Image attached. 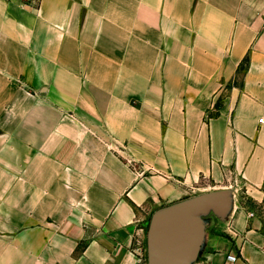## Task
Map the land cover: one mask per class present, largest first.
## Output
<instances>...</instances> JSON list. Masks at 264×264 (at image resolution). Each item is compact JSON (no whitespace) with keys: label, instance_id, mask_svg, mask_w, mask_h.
Segmentation results:
<instances>
[{"label":"crops","instance_id":"1","mask_svg":"<svg viewBox=\"0 0 264 264\" xmlns=\"http://www.w3.org/2000/svg\"><path fill=\"white\" fill-rule=\"evenodd\" d=\"M220 190L198 264H264V0H0V264H141Z\"/></svg>","mask_w":264,"mask_h":264},{"label":"water","instance_id":"2","mask_svg":"<svg viewBox=\"0 0 264 264\" xmlns=\"http://www.w3.org/2000/svg\"><path fill=\"white\" fill-rule=\"evenodd\" d=\"M232 191L206 192L156 210L146 236L147 264H194L205 247L212 217L225 221Z\"/></svg>","mask_w":264,"mask_h":264},{"label":"built area","instance_id":"3","mask_svg":"<svg viewBox=\"0 0 264 264\" xmlns=\"http://www.w3.org/2000/svg\"><path fill=\"white\" fill-rule=\"evenodd\" d=\"M26 2H31V0H25ZM259 213V214H258ZM257 215H260L261 217L264 218V204L261 205V206H256L255 208H253V211H250L248 213V217L249 218H254L256 217ZM230 260H232L233 262L237 261L238 260V257L237 256H230L229 257Z\"/></svg>","mask_w":264,"mask_h":264},{"label":"trees","instance_id":"4","mask_svg":"<svg viewBox=\"0 0 264 264\" xmlns=\"http://www.w3.org/2000/svg\"><path fill=\"white\" fill-rule=\"evenodd\" d=\"M247 66H248V59H245L244 62L242 63V65H241L240 68H239V73H240V74L245 73L246 70H247ZM219 107H220V102H218V103L216 104V109H218Z\"/></svg>","mask_w":264,"mask_h":264},{"label":"rangeland","instance_id":"5","mask_svg":"<svg viewBox=\"0 0 264 264\" xmlns=\"http://www.w3.org/2000/svg\"><path fill=\"white\" fill-rule=\"evenodd\" d=\"M240 78H241V75H240ZM146 236H147V232H146ZM145 244H146V239H145ZM145 248H146V246H145ZM141 264H147V253H146V250H145V253L143 255L142 263ZM194 264H198V262H195Z\"/></svg>","mask_w":264,"mask_h":264}]
</instances>
